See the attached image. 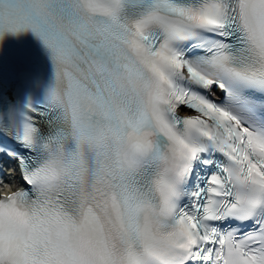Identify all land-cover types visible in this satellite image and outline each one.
I'll use <instances>...</instances> for the list:
<instances>
[{
    "label": "snow or ice",
    "instance_id": "obj_1",
    "mask_svg": "<svg viewBox=\"0 0 264 264\" xmlns=\"http://www.w3.org/2000/svg\"><path fill=\"white\" fill-rule=\"evenodd\" d=\"M28 33L0 264H264V0H0V48Z\"/></svg>",
    "mask_w": 264,
    "mask_h": 264
}]
</instances>
